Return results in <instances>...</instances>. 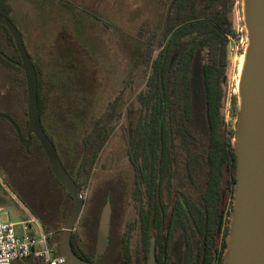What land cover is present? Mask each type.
Returning <instances> with one entry per match:
<instances>
[{
    "label": "trees",
    "instance_id": "1",
    "mask_svg": "<svg viewBox=\"0 0 264 264\" xmlns=\"http://www.w3.org/2000/svg\"><path fill=\"white\" fill-rule=\"evenodd\" d=\"M237 3L160 0L164 15L139 55L147 70L146 89L137 96L136 107L130 103L125 129L132 186L139 203V257L136 261L114 215L105 259L147 264L154 238L156 264H222L236 183V131L225 122L224 109L231 61L229 38L239 36L234 20ZM0 16L11 21L8 1ZM58 50L46 51L43 67L40 61L33 63L40 119L66 171L84 186L115 130L123 95L105 111H98V91L83 83L84 72L73 69L82 62H72ZM0 52L20 62L11 35L1 25ZM75 54L80 56L82 51ZM20 90L26 102L24 73L0 56V112L25 134L26 109L22 105L19 114L16 109ZM233 100L232 108L238 112L237 98ZM0 179L40 222L48 244L57 245L59 254V236L73 211V200L53 176L37 139L32 136L28 148L21 147L14 128L3 119ZM105 186L81 217V229L72 234L73 251L85 261L94 259L103 207L110 202L111 210H116L126 182L108 181ZM177 237L184 244L177 254L179 262L171 251ZM17 264L42 262L28 258Z\"/></svg>",
    "mask_w": 264,
    "mask_h": 264
},
{
    "label": "rangeland",
    "instance_id": "2",
    "mask_svg": "<svg viewBox=\"0 0 264 264\" xmlns=\"http://www.w3.org/2000/svg\"><path fill=\"white\" fill-rule=\"evenodd\" d=\"M8 4L12 23L20 31L28 53L42 62L41 67L49 54L45 55L46 51L49 49L54 53L55 48L62 50L66 59L70 57L72 62H82L73 69L84 72L86 81L83 79V83L98 91L96 106L100 112L123 93L120 101L125 104L121 103L114 121L115 130L101 151L83 193L86 206H92L108 181L124 180L126 186H121V200H117L111 217L115 215L121 233L133 225L138 226L135 222L137 203L130 202L127 196L132 186L133 170L127 157L125 129L130 103L134 102L136 107L137 96L146 89L147 70L139 55L164 15L160 0H8ZM234 20L239 36L229 45L231 61L226 91L230 114L224 113L225 122L233 131L238 118V112L232 108L234 97L237 98V110L239 106L237 58L243 56L247 44L242 0H238ZM77 50L82 51L80 56L75 54ZM87 52L88 56L85 55ZM19 98L17 114L22 112V105L25 109L27 106L23 90H20ZM0 208L3 222L36 219L1 179ZM76 228H80L79 223ZM130 238V250L134 252L139 243L137 232H132ZM175 242L174 260L179 262L177 254L182 251L181 241L177 237Z\"/></svg>",
    "mask_w": 264,
    "mask_h": 264
},
{
    "label": "water",
    "instance_id": "3",
    "mask_svg": "<svg viewBox=\"0 0 264 264\" xmlns=\"http://www.w3.org/2000/svg\"><path fill=\"white\" fill-rule=\"evenodd\" d=\"M8 0H0V12ZM242 17L247 44L238 79V118L234 149L236 156V183L233 207L230 212L229 230L222 264H264V0H242ZM0 25L11 35L20 62H14L0 52V56L22 70L26 82L28 126L23 134L15 121L0 112L15 130L18 143L28 148L32 136L39 142L55 179L73 200V211L64 223L59 236V254L67 264H97L109 246L111 230V204L102 209L93 261L78 257L71 245L85 205L83 187L68 174L52 141L46 135L38 103L36 69L16 26L0 16ZM155 239L148 248L147 264H156Z\"/></svg>",
    "mask_w": 264,
    "mask_h": 264
},
{
    "label": "built area",
    "instance_id": "4",
    "mask_svg": "<svg viewBox=\"0 0 264 264\" xmlns=\"http://www.w3.org/2000/svg\"><path fill=\"white\" fill-rule=\"evenodd\" d=\"M229 40L230 45L234 39ZM229 109L226 101L224 113L227 116L230 114ZM28 258L41 260L42 264H67L65 258L56 254V245L48 244V236L37 219L14 223L3 222L0 218V264H17Z\"/></svg>",
    "mask_w": 264,
    "mask_h": 264
},
{
    "label": "flooded vegetation",
    "instance_id": "5",
    "mask_svg": "<svg viewBox=\"0 0 264 264\" xmlns=\"http://www.w3.org/2000/svg\"><path fill=\"white\" fill-rule=\"evenodd\" d=\"M19 56V55H18ZM29 56H30V58H31V60H32V63H34V62H37V60L33 57V56H31V54H29ZM19 59H20V57H19ZM238 59V58H237ZM17 63H19V62H17ZM17 67V66H16ZM122 95H123V93H122ZM131 188H130V190L128 189V197H129V200H130V202L131 201H133V202H136L137 204L136 205H138L139 203H138V200L136 199V197H135V195H134V187L135 186H130ZM87 211V206H86V203H85V205H84V209H83V212H86ZM83 214V213H82ZM82 217V216H81ZM139 214H138V210H137V208H136V219H135V222L137 223V225L138 226H132V227H130V228H128V230H126V232H122L121 233V235L122 234H124V236L128 239V242L130 243V237H131V233L132 232H134V231H136L137 232V234H138V236H139V243L136 245V247H135V250H134V252H132L133 253V255H135V257H136V261L138 260V257H139V252H140V229H139ZM176 247H177V244H176V242L174 241V243L172 244V249H171V251L172 252H174L175 250H176ZM181 247L182 248H184V244L182 245L181 244ZM155 248H156V244H155ZM156 252V251H155ZM106 253V252H105ZM157 253L158 252H156V255H157ZM105 255V254H104ZM103 255V256H104ZM103 256H101L99 259H98V261H97V264H120L119 263V261H115L114 262V260H112V261H110V260H107V259H105V257H103ZM93 261V260H92ZM91 262V261H90Z\"/></svg>",
    "mask_w": 264,
    "mask_h": 264
},
{
    "label": "bare ground",
    "instance_id": "6",
    "mask_svg": "<svg viewBox=\"0 0 264 264\" xmlns=\"http://www.w3.org/2000/svg\"><path fill=\"white\" fill-rule=\"evenodd\" d=\"M237 61L239 62V66H238V71L241 73L242 70V66H243V61H244V55L240 56ZM240 76V75H239Z\"/></svg>",
    "mask_w": 264,
    "mask_h": 264
},
{
    "label": "crops",
    "instance_id": "7",
    "mask_svg": "<svg viewBox=\"0 0 264 264\" xmlns=\"http://www.w3.org/2000/svg\"><path fill=\"white\" fill-rule=\"evenodd\" d=\"M0 209H2V208H0Z\"/></svg>",
    "mask_w": 264,
    "mask_h": 264
}]
</instances>
